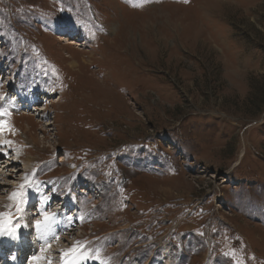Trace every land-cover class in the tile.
<instances>
[{
  "label": "rangeland",
  "instance_id": "374dc122",
  "mask_svg": "<svg viewBox=\"0 0 264 264\" xmlns=\"http://www.w3.org/2000/svg\"><path fill=\"white\" fill-rule=\"evenodd\" d=\"M0 127L22 264H264V0H0Z\"/></svg>",
  "mask_w": 264,
  "mask_h": 264
},
{
  "label": "bare ground",
  "instance_id": "6f19581e",
  "mask_svg": "<svg viewBox=\"0 0 264 264\" xmlns=\"http://www.w3.org/2000/svg\"><path fill=\"white\" fill-rule=\"evenodd\" d=\"M75 64H76V62H74ZM73 63V64H74ZM1 134V133H0ZM2 135H0V137H1ZM0 161L1 162H4L2 159H0ZM1 195V194H0ZM5 197H1L0 196V202H1V204H5V203H7V201L4 199ZM28 203V202H27ZM57 206V205H56ZM5 207V206H4ZM4 207L2 208V209H0V210H3L4 209ZM53 207H55V206H53ZM64 209H65V207L64 206H62ZM61 208V207H60ZM47 209V208H46ZM53 210H54V208H53ZM57 210V208L54 210V211H56ZM43 211H45V210H43ZM59 211V210H58ZM65 211H67V209L65 210ZM50 212V211H49ZM52 212V211H51ZM58 213H60V212H58ZM44 214V213H43ZM53 214V213H52ZM57 214V213H56ZM55 216V215H54ZM16 217V216H15ZM31 217V216H30ZM28 219V218H27ZM44 220V219H43ZM2 221V220H1ZM32 221V220H31ZM31 221H29V222H31ZM53 222L54 223H56V224H58V222H57V220H53ZM53 222H52V225H53ZM71 222V221H70ZM60 223V222H59ZM42 224V223H41ZM63 224V223H62ZM70 224V223H69ZM60 225V227H59V229H55V228H50L51 227V223H49V222H43V225L42 226H44L45 227V229H47L46 230V233H45V246H43V248L44 247H47V250L49 251L50 250V248H51V245L52 244H55L56 242H54V243H51V238L50 237H52V236H54L53 237V239L55 238V236H57L58 235V233L61 231L62 233H64L65 232V228L63 227V229H61L62 227H61V223L59 224ZM70 226H71V224H70ZM57 227V226H56ZM38 228V227H37ZM44 229V230H45ZM61 229V230H60ZM71 229H72V227H71ZM44 232L45 231H42V234H44ZM41 233V232H40ZM40 233H36V236H39L40 235ZM41 234V235H42ZM17 236H19L18 234H17ZM43 236V237H44ZM7 237V235H4V236H1L0 237V243H1V241H2V243L3 242H7L6 240H5V238ZM9 237V236H8ZM62 238H64V237H62ZM65 238H66V236H65ZM36 239V238H35ZM33 240V239H32ZM36 241H38V240H36ZM16 242V241H15ZM40 242V241H39ZM1 243V244H2ZM37 243V242H36ZM51 243V245H49L48 246V244H50ZM18 244V243H17ZM40 244H41V242H40ZM39 244V245H40ZM3 245V244H2ZM4 247H2V251L0 250V252H1V254H2V256H6V255H8V253H9V255H11L10 256V258H9V260L10 261H12L13 259H18L19 260V264H22V258H23V254H25V252H23V251H25V249L23 250V251H21V252H23L22 254H20V248H19V246H16L15 244L13 245V244H11L10 245V243L7 245V246H5V245H3ZM25 247V246H24ZM39 247V246H38ZM8 249H10V250H8ZM44 250H46V249H44ZM43 250V253H45L44 255L46 256H51L50 254L48 255V252L46 253V251H44ZM53 251V250H52ZM35 253H37V256H38V253L39 252H35ZM34 253V254H35ZM12 254H13V256H12ZM8 255V256H9ZM39 256H41V257H45V256H43V255H41V254H39ZM36 257V256H35ZM3 258V264H7L6 263V260H5V258L4 257H2ZM21 261V262H20ZM1 262V261H0ZM23 262H24V260H23ZM12 263V262H11ZM1 264V263H0ZM29 264H32V262L30 261V263Z\"/></svg>",
  "mask_w": 264,
  "mask_h": 264
},
{
  "label": "snow or ice",
  "instance_id": "6c2138e0",
  "mask_svg": "<svg viewBox=\"0 0 264 264\" xmlns=\"http://www.w3.org/2000/svg\"><path fill=\"white\" fill-rule=\"evenodd\" d=\"M3 127H0V131H3ZM23 187V185L21 186ZM19 193L18 192H13L9 199L11 200H16L18 197ZM17 211H20V208L17 206ZM44 220L48 221L50 219V216L47 213H44ZM0 217L3 218V223L0 224V236L7 235L12 239H16L17 237V231L21 227L19 224L13 225V217L12 214L9 213H0ZM40 221H36V226L39 228L40 227ZM76 248H72L71 251H75ZM69 253H64L63 255L67 256ZM43 257L41 256H36L34 257V260L37 261V264H39V261L42 260ZM50 264V262H49Z\"/></svg>",
  "mask_w": 264,
  "mask_h": 264
}]
</instances>
